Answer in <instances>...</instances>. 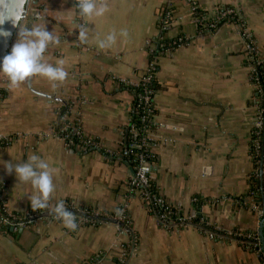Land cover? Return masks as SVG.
<instances>
[{"label":"crops","instance_id":"obj_1","mask_svg":"<svg viewBox=\"0 0 264 264\" xmlns=\"http://www.w3.org/2000/svg\"><path fill=\"white\" fill-rule=\"evenodd\" d=\"M95 2L106 5L102 16L81 17L76 0L28 6L60 38L44 59L63 62V81L36 75L9 87L0 75V161L35 154L49 164L54 184L49 209L34 211L31 186L0 165V206L40 217L21 229L0 224V264H264L261 243L257 253L246 238L258 234L252 205L264 208V175L250 156L257 93L240 36L246 30L264 53V0ZM219 9L240 22L219 21L211 30L198 24ZM80 25L87 27L83 40ZM109 35L112 42L100 48ZM147 77L155 110L150 183L183 219L194 210L195 225L159 223L128 187L125 130L135 93L120 81ZM67 124L102 149L78 147L73 134L61 133ZM253 179L262 183L258 194ZM61 200L74 213L75 230L51 214ZM121 207L124 222L114 219Z\"/></svg>","mask_w":264,"mask_h":264},{"label":"built area","instance_id":"obj_2","mask_svg":"<svg viewBox=\"0 0 264 264\" xmlns=\"http://www.w3.org/2000/svg\"><path fill=\"white\" fill-rule=\"evenodd\" d=\"M78 0H76V3ZM229 21L239 23L237 14L232 10L219 9L217 11L214 20L198 19L197 22L200 26L207 27L211 30L215 27L219 21ZM242 24V22H241ZM240 36L242 38L244 51L247 56L248 66L250 69V80L257 93L256 102L254 105V113L251 121L250 132V156L254 163L259 167V173L264 175V53L259 51L258 47L251 39L250 34L246 30H241ZM260 68V71L258 70ZM125 86L133 89H141V93L138 95V105L133 110L134 117L137 119L138 126L136 124L130 125L128 128V151L127 154L133 157V173L128 179V187L130 190L137 192V196L146 205L150 212H155L157 220L161 224L169 226L174 225H190L196 218V213L192 210L186 219H183L181 214L174 208L167 206L158 196H153L150 192V170L152 155L150 153L149 137L154 127V107L152 104L153 92L149 89L151 85V79L147 77L143 79L141 83H129L126 81H120ZM61 133L73 136H77L81 139L80 147L82 149H102L100 143L90 137L82 134L80 127L75 125H65L61 128ZM108 151V150H106ZM110 152V151H108ZM252 209L256 217L260 220L264 219L263 210L258 205H252ZM59 220L58 218H54ZM116 221L124 222V208L121 207L116 211L114 217ZM40 220L37 214H27L23 217L12 215L5 206H0V224L8 226L13 229H21L29 225L34 224ZM208 224L204 223L203 227ZM264 226V222H263ZM264 235V227H263ZM233 237L241 238L239 233L232 234ZM254 244V249L257 253H260V240L257 232L246 236ZM134 241L130 243V249ZM125 249V247H124ZM124 251V250H123Z\"/></svg>","mask_w":264,"mask_h":264},{"label":"clouds","instance_id":"obj_3","mask_svg":"<svg viewBox=\"0 0 264 264\" xmlns=\"http://www.w3.org/2000/svg\"><path fill=\"white\" fill-rule=\"evenodd\" d=\"M24 5L25 0H0V24L6 19L19 24L17 39L10 52L0 57V75L6 77L9 87H15L26 78L36 75L47 78L51 82L63 81L67 76L62 66L63 62L54 66L44 59L46 50L51 45L61 42L59 36L46 30V20L38 13H34L31 20L21 27ZM75 7L81 17H98L106 11V5H98L95 0H78ZM29 23L30 26H26ZM77 29L78 38L83 40L87 27L80 25ZM0 35H7V33H0ZM113 39L114 37L109 35L105 40L99 41L98 46L104 48ZM0 165L6 173L14 174L17 182L31 186L32 194L27 196V200L32 210L49 209V197L54 191V184L48 163L33 154L26 161L19 163L12 160L0 161ZM51 214L60 219L66 228L76 229L74 213L66 209L63 200L52 206Z\"/></svg>","mask_w":264,"mask_h":264},{"label":"water","instance_id":"obj_4","mask_svg":"<svg viewBox=\"0 0 264 264\" xmlns=\"http://www.w3.org/2000/svg\"><path fill=\"white\" fill-rule=\"evenodd\" d=\"M32 2L31 0H25V11H24V17L23 21L21 22V27H23L24 24L28 23L33 14L35 13L34 11L30 12V14L27 13L28 6L31 5H36L35 1ZM26 26H30V23L27 24ZM19 31V24H14L11 19H6L2 24H0V33H7V35H0V57H3L4 55L8 54L11 50V47L13 46L17 34ZM263 215H264V208H263ZM263 222L264 219L259 221V226H258V236L259 240L261 243V248L264 250V235H263Z\"/></svg>","mask_w":264,"mask_h":264},{"label":"trees","instance_id":"obj_5","mask_svg":"<svg viewBox=\"0 0 264 264\" xmlns=\"http://www.w3.org/2000/svg\"><path fill=\"white\" fill-rule=\"evenodd\" d=\"M224 21V20H223ZM258 70L260 71V68H258ZM149 89L153 92L154 91V87H153V85L151 84L150 86H149ZM134 93H135V99H134V101H133V110L137 107V105H138V95L141 93V89H134ZM129 124L130 125H134V124H136L137 126H138V122H137V119L134 117V114H133V111H132V118H131V120H130V122H129ZM130 125H128L127 126V128H126V130H125V150L126 151H128V128H129V126ZM70 140H72L73 141V143L75 142V144L76 145H78V147L80 146V144H81V139L80 138H78L77 136H74L73 138H69ZM91 150H93V149H91ZM130 159H131V161H132V166L134 165L133 163V157H130ZM261 188H262V183L260 182V181H258L257 179H253V187H252V189H251V192H253V193H255V194H258V192H259V190H261ZM150 192H151V194L153 195V196H157L156 194H155V191L153 190V188H152V186L150 185ZM136 195H137V192H136ZM141 200V199H140ZM264 201V200H263ZM261 208H262V206H260ZM154 211L155 212H158V210L157 209H154ZM155 212H153V213H155ZM126 223H127V221H126ZM126 223H124V225L126 224ZM193 223V225H195L196 223L193 221L192 222ZM204 228V227H203ZM204 229H207V228H204ZM126 248V247H125ZM127 249V248H126Z\"/></svg>","mask_w":264,"mask_h":264}]
</instances>
